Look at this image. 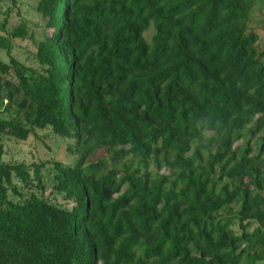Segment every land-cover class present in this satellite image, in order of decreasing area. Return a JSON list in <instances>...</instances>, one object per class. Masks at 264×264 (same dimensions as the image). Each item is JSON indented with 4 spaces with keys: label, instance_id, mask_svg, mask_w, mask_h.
Masks as SVG:
<instances>
[{
    "label": "trees",
    "instance_id": "obj_1",
    "mask_svg": "<svg viewBox=\"0 0 264 264\" xmlns=\"http://www.w3.org/2000/svg\"><path fill=\"white\" fill-rule=\"evenodd\" d=\"M0 1V264H264L260 0Z\"/></svg>",
    "mask_w": 264,
    "mask_h": 264
},
{
    "label": "rangeland",
    "instance_id": "obj_2",
    "mask_svg": "<svg viewBox=\"0 0 264 264\" xmlns=\"http://www.w3.org/2000/svg\"><path fill=\"white\" fill-rule=\"evenodd\" d=\"M33 0H18L19 2V9L13 10L11 12V17L9 20V27H15L20 23V19H30L34 22H37V16L35 12L32 10H28L27 6L32 5ZM261 3V13L255 12L254 19L262 20L264 15V0H260ZM23 6H26L23 7ZM10 8V5L6 2L0 1V19H3L4 12ZM20 14L21 17L18 16ZM254 30L264 38V33L260 26L253 25ZM152 36V30L145 34V38L147 41L150 40ZM24 43L16 42V46L13 50V55L20 61L28 63L25 61L27 58L26 52L23 49ZM31 49V48H29ZM0 57L3 60H6L3 51H0ZM5 142V156L4 161L9 162H21V161H33L35 158L41 161L50 160L54 157L57 161L62 163L65 166H70L72 163H75L78 159V156H73L67 154L64 148L55 142L52 139H45L43 143L41 141H35L34 138L29 137L26 142L14 141V140H4ZM100 157L99 153H96L93 158L87 162V168L91 169V165H94L98 158ZM62 204V202H60Z\"/></svg>",
    "mask_w": 264,
    "mask_h": 264
}]
</instances>
